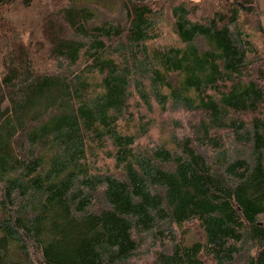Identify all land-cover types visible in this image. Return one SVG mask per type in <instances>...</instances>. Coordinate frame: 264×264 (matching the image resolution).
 <instances>
[{"label": "trees", "instance_id": "trees-1", "mask_svg": "<svg viewBox=\"0 0 264 264\" xmlns=\"http://www.w3.org/2000/svg\"><path fill=\"white\" fill-rule=\"evenodd\" d=\"M253 4L0 0V264H264Z\"/></svg>", "mask_w": 264, "mask_h": 264}, {"label": "rangeland", "instance_id": "rangeland-1", "mask_svg": "<svg viewBox=\"0 0 264 264\" xmlns=\"http://www.w3.org/2000/svg\"><path fill=\"white\" fill-rule=\"evenodd\" d=\"M217 2V1H215ZM214 2V3H215ZM218 3V2H217ZM216 4V3H215ZM254 9L252 10V14L250 16H242L241 17V24L243 28L251 33V37L253 40V43L255 47L260 51L264 52V37L262 34L258 31V26H264V0H254L253 4ZM176 42L175 38L169 33L165 32L158 41H156L155 45H170L174 44ZM136 100L132 102V110L137 111V108H143L144 112L141 114L146 113V109L141 105V102H135L137 101V96H135ZM135 103H138V105H135ZM156 109L154 110V117H155ZM157 117V116H156ZM195 119H193L194 122ZM158 132V129L153 130V132L147 134L144 138H140L137 142L139 146H148L151 143L155 142L154 138L156 137V134ZM109 166L112 168L111 161H107ZM189 238L194 239L196 236H198V231L196 229L195 225H189ZM205 264H213L210 260H206Z\"/></svg>", "mask_w": 264, "mask_h": 264}]
</instances>
